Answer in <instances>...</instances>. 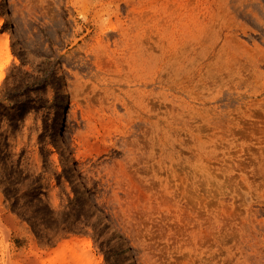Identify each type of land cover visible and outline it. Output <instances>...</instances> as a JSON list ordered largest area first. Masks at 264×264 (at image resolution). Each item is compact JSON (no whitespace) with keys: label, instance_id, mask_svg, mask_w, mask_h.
I'll use <instances>...</instances> for the list:
<instances>
[{"label":"rangeland","instance_id":"obj_1","mask_svg":"<svg viewBox=\"0 0 264 264\" xmlns=\"http://www.w3.org/2000/svg\"><path fill=\"white\" fill-rule=\"evenodd\" d=\"M0 21V264H264V0Z\"/></svg>","mask_w":264,"mask_h":264},{"label":"bare ground","instance_id":"obj_2","mask_svg":"<svg viewBox=\"0 0 264 264\" xmlns=\"http://www.w3.org/2000/svg\"><path fill=\"white\" fill-rule=\"evenodd\" d=\"M1 22V21H0Z\"/></svg>","mask_w":264,"mask_h":264}]
</instances>
